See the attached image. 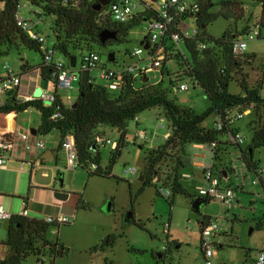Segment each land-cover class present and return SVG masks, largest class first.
I'll return each mask as SVG.
<instances>
[{"label": "rangeland", "instance_id": "rangeland-1", "mask_svg": "<svg viewBox=\"0 0 264 264\" xmlns=\"http://www.w3.org/2000/svg\"><path fill=\"white\" fill-rule=\"evenodd\" d=\"M238 7L239 9L243 7V12L239 10L233 18L229 19L219 17L206 27L207 34L220 37L227 33L230 35L239 34L247 29H254L261 12L260 5H253L243 0ZM218 8L219 6H214L212 10ZM38 11L39 8L33 6L31 0H22L19 13L24 18L35 19ZM44 18L43 25L40 24L42 25L40 30L49 42L57 41L53 33V19L45 16ZM187 23L192 27L196 26L191 17L187 19ZM261 31L260 38L248 43L245 53L246 58L249 55H255V59L249 63L245 62V58L241 67L233 74L234 80L230 86V91L233 93L242 92V80H245L249 86L258 85L263 81L262 95L264 96V28H261ZM147 35L148 24L142 22L129 30L124 42L109 43L105 46H91L88 43H82L80 48L92 49L101 54L109 67H118L123 62L133 64L138 61V57H131L130 51L139 47ZM48 50H54V48L48 47ZM111 51L115 52L116 62L108 61V53ZM42 53L43 51L25 47L20 43L1 45L0 76L6 73L3 69L6 63L14 72L22 71L25 64L39 66L43 62ZM71 54L79 55L76 49H71ZM142 56H146V54ZM55 58L66 61L68 57L56 49ZM91 75L97 84L107 85L106 81L100 78L98 70H92ZM59 92L66 100L68 95L76 100L79 94L78 84L74 83L71 89L60 87ZM171 97L177 104L191 107L197 112H203L211 105L201 87H191L190 91L180 92ZM260 114L264 119L262 111ZM140 118L141 125L147 128L150 133L147 143L142 146L140 144L124 146L119 154H116V151L110 146L99 148L100 167L103 171L111 167V176L89 174L82 167L75 170L65 168L64 154L60 148L54 151L53 159L47 160L46 165L43 166L39 160L42 164L41 168L33 172L32 179L31 173L27 171H22L16 178L14 174L10 175L4 170H0V194L8 195L12 192L9 199L13 201L11 204L9 201L4 203L5 210L14 215L19 214L27 204L23 201L24 198H31V182L47 186L45 188L48 189H67L81 200L74 222L62 225L54 223L49 226L47 239L57 244L58 248L55 257L48 253L42 254L48 263L54 261V264H201L203 254L200 248L202 225L200 222L204 220L205 216H210L213 221H218L225 231L214 239L218 253L215 264H254L257 250L264 247V222H262L264 221V204L255 201L253 204L257 211L253 213L249 210L248 198L252 197V193L259 191L261 183L254 172H247L246 164L242 159L243 155L240 157L239 148L232 146L228 152L223 153V162L217 161L216 169L219 172L227 169L233 177L234 185L237 182L244 183L246 192L250 193L245 194L239 191V197L243 198L241 202L244 203V207L233 209L237 216L233 218L231 212L228 214L227 208L221 203L209 201L202 206L201 213H198L192 208L196 183L192 179L183 180L186 193L174 195L171 191L170 198L160 195L158 193L160 186H155L153 183L147 186L142 193H139L142 186L139 177L145 172L146 156L163 142L162 135L168 131L165 119L163 121L164 128L157 129L155 126L157 121L164 118L160 109L145 111L140 114ZM216 118L215 113L211 114L203 125L213 128ZM255 118L256 114L251 112L235 125V128L245 136V148L251 141L252 133L248 128ZM17 120L25 128L36 127L41 121V114L28 110L20 113ZM1 121H3V117L0 118ZM39 136L41 135L39 134ZM111 136L114 137V134ZM42 137L51 143L60 137V133L54 130ZM185 151L186 155L192 159V164L187 165L186 170L198 176L201 167H198L196 162L212 163L213 153L207 145L205 148H201L194 144H188ZM230 152L232 154L228 156ZM203 154H206V158L203 157ZM177 158L178 155L174 153L172 157L164 159L160 167L161 181L169 174L171 177L175 174L174 167ZM254 162L259 166L264 164V147L254 151ZM233 165H235L236 171ZM130 167H135L137 172L126 174L125 170ZM44 171H47L49 176L43 175ZM60 171L64 173L63 186L60 185L58 177L56 178ZM52 176L55 177V180ZM261 177L264 180V175ZM254 179L258 181V184L252 183ZM42 199L45 197L42 196L40 201L37 199L33 201L34 203L38 202V204H34L37 207L35 211L30 208L31 201L28 202L27 207L31 211L29 215L31 218L43 219L48 216L44 212ZM109 205H111L110 209ZM128 212H132L131 222L126 221ZM8 226V221L2 222L0 242L7 241ZM11 249L9 257L16 253L13 248ZM37 259L38 255H31L23 260L22 264H37ZM7 264L11 263L7 262Z\"/></svg>", "mask_w": 264, "mask_h": 264}, {"label": "trees", "instance_id": "trees-1", "mask_svg": "<svg viewBox=\"0 0 264 264\" xmlns=\"http://www.w3.org/2000/svg\"><path fill=\"white\" fill-rule=\"evenodd\" d=\"M146 1L154 5L157 0H144L145 3H147ZM241 1L243 0H199L200 11L195 24L199 28L200 34L194 39L187 40L185 48L190 61L188 66L190 65L199 87L204 90L205 96L211 103L210 107L203 112H197L191 107L177 104L161 85H151L135 90L133 85L129 84L126 89L115 92L109 90L107 86L97 84L91 72L85 71L80 73L79 94L71 105L65 103L60 95H57L56 101L49 106L43 105L40 101H21L18 91L15 90L7 93L3 99L0 98V115L12 112L19 114L29 106H36L41 110V122L35 128L38 134L46 136L57 130L62 139L67 133H74L82 168L88 171L89 163H97L98 169L89 174L111 176V167L105 171L100 167V149L94 139L96 128L100 124H106L122 129L136 115L160 109L167 119V127L171 135L147 154V165L145 172L141 174L143 181H141L142 186L139 193H142L147 186L152 185L156 175L160 176V167L164 159L172 157L176 153L178 158L175 160V174L172 173V177L169 174L162 181L163 184L172 187L175 195L187 192L183 180L180 179V173L186 169L185 162L189 160L185 151L188 144L211 145L213 142H218L219 147L213 156L215 167L217 161L220 162L222 154L228 149L226 128L220 131L209 128L203 125L204 121L213 113L216 116H224L227 111L236 107L243 110L252 107L251 112L256 114V118L248 128L252 133L251 141L246 148L239 147V150L247 168L256 170L258 164L254 162V151L264 147V119L260 114V111L264 114L263 81L258 85L249 86L245 80H242L241 93L230 91L231 83L234 80L233 74L241 67L242 61L246 58V55L236 57L232 50V44L236 38L244 36L249 30L239 34L230 35L227 33L220 37L210 36L206 32V27L219 17L229 19L233 18L239 10L243 12V7L240 9L238 7ZM246 1L253 5H260L259 23L261 28H264V0ZM1 2L0 46L20 43L25 47L42 52L40 43L31 39L17 24L16 16L22 0H1ZM31 3L39 8V13L43 17L53 19V33L57 39L56 45L53 47L54 51L58 49L67 57L73 56L71 49H81L82 43H88L91 46H105L109 43L124 42L131 28L142 23L146 18L156 17L155 9L151 8V10L141 12L139 16L129 22L117 23L112 20L110 15L102 17L103 9L93 8L97 4L95 1H85L78 8L64 6L60 0H31ZM214 6H219V8L212 10ZM104 30L115 32L116 37L103 43L101 32ZM201 42H206L207 48L199 50L198 45ZM42 55L43 62L39 66L25 64L22 72L25 74L40 69L44 79L54 81L52 76L56 67L54 64L48 65L44 60V53ZM180 57L182 58V55L179 53L177 56L179 65L182 64L179 62ZM254 59L255 55H249L245 62L251 63ZM58 105L61 107L58 111L59 115L54 117ZM115 151L116 154L121 153L120 149ZM159 182H161V178ZM153 184L158 186L157 183ZM209 201L206 200L207 203ZM82 205L84 206V203ZM210 220V216H205L200 224L203 225ZM50 225L44 219L29 218L19 214L13 215L9 221L6 244L15 249L16 253L2 261V264H7V262L22 264V261L31 255L39 256L46 255V253L55 257L58 246L47 239ZM50 264H54V261H51Z\"/></svg>", "mask_w": 264, "mask_h": 264}, {"label": "built area", "instance_id": "built-area-1", "mask_svg": "<svg viewBox=\"0 0 264 264\" xmlns=\"http://www.w3.org/2000/svg\"><path fill=\"white\" fill-rule=\"evenodd\" d=\"M57 1V0H55ZM64 6L74 8L80 7L85 1L99 0H60ZM144 2V0H109L107 5L101 9L102 17L110 15L112 20L117 23H126L139 16L141 12L155 9L156 17L151 19H144L143 22L148 24V35L143 39V44H140L135 50L130 51L131 57H138L135 63H121L118 67H109L103 60L101 54L87 48L79 49L76 61V66H71V57L66 61L55 58V51L48 50V47H54L56 41H48L47 37L38 28L40 24L44 23L45 18L39 13H36L37 18H24L19 12L16 16L18 26L25 31L29 37L41 45L44 53L45 62L50 65L54 64L56 71L53 73V79L57 87L67 89L73 88L74 83H79L80 73L85 71L98 70L101 79L106 81L107 87L111 91L119 92L127 88L129 84L133 85L135 90L151 85H161L165 88L170 96H175L180 92H188L191 87H199L194 73L190 69L189 56L185 48V42L194 39L200 34L199 28L192 27L187 23V19L193 18L196 20L200 11L199 0H157L154 5ZM182 15H185L183 18ZM262 34L259 19L256 22L254 29L249 30L242 37L236 38L232 44V50L236 57L245 55L248 48V43L260 38ZM148 45L146 48L145 45ZM207 48L206 42H201L198 45L199 50ZM182 55L179 62L177 61L178 54ZM146 54V56H142ZM109 61V59H108ZM115 60L113 62H116ZM111 62V61H109ZM187 65V66H186ZM6 73L0 77V98L3 99L7 93L18 91L22 80L23 72H14L8 63L3 66ZM94 78V77H93ZM95 81V78H94ZM96 82V81H95ZM59 95L54 90H45L40 96H28L26 100L20 98L21 101H40L43 105H52ZM173 98V97H172ZM50 102V103H48ZM74 100L70 95L67 96V104H72ZM60 105L56 107L54 117L59 115ZM252 107L248 109H241L239 107L233 108L226 112L224 116H217L214 121L213 128L216 130H227L228 148L235 146L237 148L244 147L245 136L235 130L237 122L245 118L251 113ZM167 119L161 118L156 122L157 129L164 128L163 121ZM132 125V126H131ZM168 129V127H167ZM114 134V137L111 135ZM171 135L170 130L162 135V140H166ZM95 143L98 148L101 146H110L114 150H122L124 146L144 145L149 141L150 133L147 128L141 125L140 115H136L132 120L127 122V125L122 128H113L106 124H100L94 132ZM25 151L44 150L47 147V141L42 136L33 135L30 130L19 131L12 134L0 136V169L7 166L12 152L16 150L18 145ZM204 148V144H198ZM211 148L213 156L218 149V142H213L207 145ZM61 150L64 154L66 168L75 170L82 167L79 157V150L74 133L69 132L61 139ZM214 159V157H213ZM38 164V161H37ZM99 165L97 163H90L88 172H94ZM137 172L135 167H130L125 170L126 174H135ZM259 178L264 175V164L258 166L253 171ZM227 171L223 169L219 172L214 162L210 165L204 166L203 182L195 185V197H202L210 201L221 203L227 209L242 208L238 198L237 189L224 182L227 178ZM194 176L190 171H181L180 179H193ZM160 176L156 175L153 183L160 186L158 193L165 198H170L172 194V187L159 182ZM253 184H258L256 179ZM172 191V192H171ZM264 202V201H263ZM249 210L256 212L254 204L249 205ZM27 209L19 215L27 216ZM14 214L8 213L3 204L0 203V231L3 221H10ZM75 216H48L44 220L50 224H70L74 222ZM264 220V219H263ZM264 222V221H262ZM264 227V225H263ZM225 231L218 221L212 219L201 226L200 231V248L203 254V262L201 264H215L217 255L215 237L222 235ZM2 263V262H0ZM37 264H50L46 262L42 255L38 256ZM254 264H264V247L257 250Z\"/></svg>", "mask_w": 264, "mask_h": 264}, {"label": "crops", "instance_id": "crops-1", "mask_svg": "<svg viewBox=\"0 0 264 264\" xmlns=\"http://www.w3.org/2000/svg\"><path fill=\"white\" fill-rule=\"evenodd\" d=\"M42 25H40V26H42ZM40 26L38 28L39 30H40ZM141 42H143V41H141ZM1 76H3V75H1ZM24 79H26V80H24ZM24 81H26V82L24 83ZM59 88L60 87H57L54 81L44 79L42 77L41 70L37 69V70H34L32 72L22 74V80H21V84L19 86L18 94H19V97L21 99L26 100V97H28V96H40L41 93L45 90H54L62 97V99L65 101V103H67L66 98L64 99V97L60 94ZM25 111H28V109H26ZM30 111H35V110H30ZM36 112L41 114V111L40 112L36 111ZM19 114L12 112L9 114L0 115V118L3 117V121L0 122V136L6 135V134L16 133L19 131H26V130L31 131L32 128H34V129L37 128L41 122L40 121L36 127L25 128L24 125L19 123L17 120V117ZM37 136H39L38 132H37ZM60 141H61V137L52 141L51 143L49 141H47L46 149H44V150H33V151H25L21 147V145L19 144L16 147V150L11 153L10 158H9V163L7 164V166L4 168H1L0 170H4L6 173H8L10 175L14 174L16 178H18V176H20V173L22 171H27V172L31 173V179H32V174L35 170H37L38 168H41L40 166L42 164L44 166V164L47 162V160L53 159L54 151L57 148H60ZM194 145L198 146V144H194ZM229 150H230V148H228L226 150V152H228ZM231 154L232 153L230 152L228 156H230ZM241 155H242V153L240 154V157H241ZM203 157L206 158V154H203ZM39 160L42 162V164H40ZM37 161H38V164H37ZM213 162H214V159H212V163ZM221 162H223L222 158H221ZM196 163H197L196 165L198 167H201V172H200L199 176L196 175L195 173L191 172L194 176V178L192 180L196 181L195 185L203 182L202 177H203V172H204V166L210 165V164H205L204 162H196ZM190 164H192V159L189 157V162L186 163V165H190ZM65 168H66V166H65ZM233 168L236 171L235 165H233ZM246 170L248 173L254 171V169H252V170L248 169L247 166H246ZM186 171H188V170H186ZM227 173H228V175H227V178L224 179V182L226 184L232 185L236 189H238L237 192H238L239 201H240V203H243V202H241L243 198L239 197V193L240 192L245 193V194L247 193L245 190L244 183L243 182H237L234 185L232 175L229 172H227ZM43 175L49 176V173L47 171H44ZM56 178H57V175H56ZM197 179H200V180H197ZM53 180H55V177H53ZM197 181H199V182H197ZM260 183H261V188L259 189V191L257 193H252L253 195L255 194L254 197L251 194L252 197L248 198V202H249L248 204L251 205L255 201L256 202L260 201L261 203L264 204V202H263L264 201V180L262 177H260ZM45 187H47V186H40L36 183L32 184V182H31L30 183V189L32 191L31 192V198H24L23 201L27 202V204L29 201H31L32 206L30 208L33 211H35L37 209V207L34 204H38V202L34 203L33 201H36V199L38 201H40L41 197L44 196L45 199H42V201H44L43 202V209H44V212L47 213L48 216H57V215L69 216V217L75 216V219H76V210L78 208L79 201H80L79 198H76L74 193L70 192L67 189H55V188L48 189ZM56 190H61L63 192L68 193L69 195L64 200L58 199L54 196V192ZM247 194H250V193H247ZM10 195H12V192L9 193L8 195L0 194V203H2L4 205V203H6V201H9V204H11L13 200L9 199V198H11V197H9ZM27 204L19 212V214H21L24 209H27V211H28L27 217L31 218L29 216L31 211L27 207ZM242 205L244 207V203ZM233 209H235V208L227 209V211H228V214H229V212H231L232 217L235 218L237 216H236ZM43 219H45V218H43ZM10 250H12V249L10 246H8L6 244V242H0V262L5 261L6 259L10 258L9 257ZM217 256H218V253H217L216 257ZM0 264H2V263H0Z\"/></svg>", "mask_w": 264, "mask_h": 264}, {"label": "water", "instance_id": "water-1", "mask_svg": "<svg viewBox=\"0 0 264 264\" xmlns=\"http://www.w3.org/2000/svg\"><path fill=\"white\" fill-rule=\"evenodd\" d=\"M108 3H109V0H99V2L97 4H95L93 6V8L96 9V10H101V8L104 5H107ZM115 37H116V33L115 32H112L110 30H104V31L101 32V41L103 43H105L107 40L112 39V38H115ZM141 44H143V42H141ZM145 46H146V48L148 47L147 44ZM108 59L111 62H113L115 60V52L114 51H111L110 53H108ZM76 61H77V56L73 55L71 57V66L75 67L76 66ZM48 103H50V102H48ZM27 109L28 110H35V111H38V112L41 111L39 108H37L36 106H33V105L32 106H29ZM31 132H32L33 135H37V130L36 129L32 128L31 129ZM188 162H189V160L186 161V163H188ZM63 174L64 173L61 172V171L57 173L58 181H59V183H60L61 186H63V184H64ZM139 180L140 181H143V175H140ZM68 195H69L68 193L63 192L61 190H56L54 192V196L56 198H58V199H61V200H64L65 198H67ZM205 203H207V202H206V200L204 198H202V197H195L194 202H193V205H192V208H193L194 211H196L198 213H201V208H202V206ZM108 208L110 209L111 208V205H109ZM131 219H132V212H128L127 215H126V221L127 222H131Z\"/></svg>", "mask_w": 264, "mask_h": 264}, {"label": "flooded vegetation", "instance_id": "flooded-vegetation-1", "mask_svg": "<svg viewBox=\"0 0 264 264\" xmlns=\"http://www.w3.org/2000/svg\"><path fill=\"white\" fill-rule=\"evenodd\" d=\"M63 249V248H62Z\"/></svg>", "mask_w": 264, "mask_h": 264}]
</instances>
